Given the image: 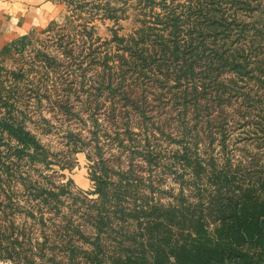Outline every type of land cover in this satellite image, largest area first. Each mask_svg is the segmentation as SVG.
<instances>
[{"label":"trees","instance_id":"16d2710c","mask_svg":"<svg viewBox=\"0 0 264 264\" xmlns=\"http://www.w3.org/2000/svg\"><path fill=\"white\" fill-rule=\"evenodd\" d=\"M89 1L94 11L101 8L104 17L114 22L126 17L133 6L138 23L127 33L110 28L100 63L90 64L100 81L97 86L84 94L68 83L27 87L25 68L0 73V260L10 264H264V154L250 153L247 165L236 166L227 156L219 166L214 155L207 153L202 163L208 170L206 186L195 187L194 201L181 187L168 204L155 202L152 189L142 195L140 167L122 165L119 155L116 162L105 157L98 141L94 142L96 155L87 151L92 188L83 194L71 189L68 181L56 182L50 173L35 167V163L49 166L58 159H51L28 124L46 119H33L27 113L25 96L37 102L47 100L50 109L69 119L85 123L88 117L90 139L98 140V133L109 129L119 139V119L122 114L127 119L134 109L147 130L148 98L168 94L184 110L178 118L181 136L175 139L184 148L179 155L183 164H192L185 148L198 146L196 133H208L205 141L212 148L216 139L212 133L231 130L225 106L262 107L260 120L246 121V125L257 130H247L250 133L264 130V29L247 27L235 13L241 8L228 5L229 0ZM76 9L73 15L80 14ZM72 24L76 27L70 32H57L52 46L35 49L40 83L49 77L57 83L67 71L84 74L89 69L83 65L84 58L99 55L94 40L100 37L86 25L80 29ZM29 39L28 34L21 35L4 45L0 55L22 51ZM170 81L176 89H169ZM252 85L263 93L237 90ZM148 87L153 91H146ZM105 97L110 102L99 111ZM232 97L243 102H230ZM202 114L206 117L198 126ZM190 118L195 121L191 125L185 121ZM99 119L110 126H102ZM123 128L124 138L129 139L128 121ZM187 130L195 133L193 141H186L182 134ZM79 133L69 126L65 129L74 148L89 143ZM226 135L218 141L223 148ZM25 164H32L40 176L31 175ZM89 193L94 197H88ZM17 194L36 204L25 205ZM78 207L80 221H75ZM20 214L27 220L34 218L32 224L40 227V235H34L27 221L17 219Z\"/></svg>","mask_w":264,"mask_h":264},{"label":"rangeland","instance_id":"374dc122","mask_svg":"<svg viewBox=\"0 0 264 264\" xmlns=\"http://www.w3.org/2000/svg\"><path fill=\"white\" fill-rule=\"evenodd\" d=\"M85 0L80 1H70V0H52L55 4V12L52 18L45 21L39 28L33 30L29 33L30 39L22 51L11 50L10 52L0 55V73L5 74L6 69H13L17 67H23L26 69V83L27 87H32L34 84L38 83L41 86H63L64 84H70L77 90L82 89V93H86L87 88H93L97 86L100 81L96 78L90 69V64L93 62L94 65L100 63L101 56H103L104 48L106 47V41L110 35V28H118L120 33H127L132 30L136 24L134 16L133 6L128 7L126 11L127 16L119 18L118 22L109 20L104 17L103 11L99 8L98 11H94L90 1L86 0V4H83ZM99 1V0H97ZM82 4H78V3ZM228 5L232 7H238L235 13L240 19L247 24V27H261L264 29V0H229ZM79 5V6H78ZM133 5V4H132ZM76 8H79L80 14L73 15ZM236 10V9H235ZM53 19L54 21L47 23ZM72 23L78 24L77 27L83 29L86 25V29L91 30L94 34L98 35L100 38L94 40V45L97 46V50L100 51L96 58L92 59L86 56L84 58L83 65L88 67L86 73L84 74H74L72 72H65L57 83L52 77L45 80V83H40L42 80L39 78V74L36 72L39 69V62L33 61L35 58L36 48L38 47H49L54 44L55 38L57 37V32H70L76 26ZM91 26V27H90ZM46 28H49L46 30ZM37 67V68H36ZM97 66L96 69H100ZM94 69V68H92ZM74 77L76 79H74ZM4 78V76H2ZM71 79V81H68ZM238 82L242 83L238 78ZM145 86V83L141 84ZM167 86L171 87L169 89H176V83L174 81L168 82ZM259 87L256 85L244 86L240 89H253L259 93H263L262 89L258 90ZM152 90L149 87L146 89ZM156 91V90H155ZM27 92V91H26ZM104 97V95H103ZM102 98V97H101ZM229 98V97H227ZM230 102L240 103L243 102L242 99L232 97ZM27 102V107L25 108L27 113L31 115L33 119H46L41 121L40 124H35L32 120H27L28 124L36 131L38 137L42 143L48 148L51 159H58L59 162H51L49 166H44L42 162L35 163V167L43 172H48L51 174L54 181H68V185L71 189L76 192L85 193L88 189L92 188V181L89 178V167L91 159L87 157V151L92 155L95 154L94 142L98 141L100 147V152L108 158L114 159L119 155V159L122 165L127 163H132L135 166L140 167V176L142 177L139 181L138 190L142 195L149 192L150 189L156 194L153 196L155 202H163L168 204L169 202L175 201V196L179 194L181 187L184 193L188 195L190 201H194L197 189L199 187L206 186L208 170L206 166L202 163L204 162L203 156L207 153H212L216 159L217 164L222 165L225 157H229L233 162V166L237 164L247 165L246 160L249 158V154L253 152L264 154V130H260L257 133H250L252 131H257L254 127L246 125V121H256L260 120V114L262 107H245L243 105H228L224 107V111L230 114L229 125L231 130L228 133H212L216 139H214L215 145L211 148L207 145L205 141V135L208 133H196L198 146H192L190 148H185L187 153L191 156L192 164H183L179 158L181 144L175 139L181 136L179 132L178 123L180 122L179 114L183 116L184 110L181 109L180 103L173 101L169 98L168 94L155 96L154 99L148 98V102L145 106V112L148 117H145L147 121V130L141 127V122L139 115L134 111L128 112V118L122 114V120L119 119V126L121 127L119 133L120 138L116 139V132L109 129L108 132H99L98 140L96 138L90 139L89 130L91 129L92 120L88 117L85 123L81 120L73 118L69 119L65 115L53 111L49 108L50 103L47 100L42 99L37 102L33 97L25 96L23 98ZM73 101L78 102V98H73ZM110 102L109 97H105V102L101 101L100 105L102 108L99 111H103L105 105ZM120 104V103H119ZM259 113V114H258ZM138 115V116H137ZM186 115H188L186 113ZM190 116H192L190 114ZM101 117V116H100ZM205 115L199 116V120L196 125L200 126L203 124ZM126 121L130 126L129 139L124 138L122 133L124 131V126ZM187 124L194 123V119L190 118L185 120ZM244 123L239 126L238 123ZM99 123L102 126H110L109 123L106 124L104 121ZM220 123H217L219 125ZM72 127L78 130L84 139L88 140L89 143L84 146V148H74L72 143L68 141L65 136L66 127ZM100 126V125H99ZM101 127V126H100ZM187 130L186 133H182L186 141H193L192 137L195 133ZM225 136L226 147L223 148L219 143V139L222 135ZM122 140V141H121ZM121 141V142H120ZM219 141V142H218ZM262 141V142H261ZM56 154V158L52 156ZM201 165L204 166L202 169ZM57 163H62L66 165L64 167L58 166ZM25 169L31 171V175L34 177H39V173L35 170L31 164L28 167L24 165ZM199 173V175H197ZM201 177V178H200ZM195 180V181H194ZM198 183V185H196ZM88 197H94V194H87ZM17 197L25 205L36 204L29 198L24 200L25 195L17 194ZM63 209H67L64 207ZM80 207H78L77 213L74 215L75 221H80L78 217ZM50 213H45L44 216H49ZM17 218L19 221H27L33 226L34 235H40V227L37 224H32L34 218L22 217ZM55 220L58 222V218L54 215ZM26 219V220H25ZM41 226V225H40ZM50 226L55 227L54 223ZM46 229H48L46 227ZM77 241V240H76ZM0 264H10L9 261L0 260Z\"/></svg>","mask_w":264,"mask_h":264},{"label":"crops","instance_id":"0c3cea01","mask_svg":"<svg viewBox=\"0 0 264 264\" xmlns=\"http://www.w3.org/2000/svg\"><path fill=\"white\" fill-rule=\"evenodd\" d=\"M54 12L52 0H0V51L9 42L39 28Z\"/></svg>","mask_w":264,"mask_h":264}]
</instances>
